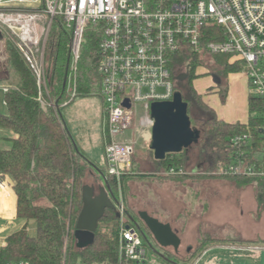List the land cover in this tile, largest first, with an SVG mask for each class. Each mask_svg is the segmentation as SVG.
<instances>
[{"label": "trees", "instance_id": "1", "mask_svg": "<svg viewBox=\"0 0 264 264\" xmlns=\"http://www.w3.org/2000/svg\"><path fill=\"white\" fill-rule=\"evenodd\" d=\"M101 39L102 33L96 27H89L84 35L74 81L77 91L74 98L73 91L68 89L72 65V32L63 26L61 19L54 20L47 40V66L41 86L15 42L7 43V62L5 65L0 64V83H5L8 88L4 97L7 113H0V142L4 145L0 147V176L12 181L17 217L26 223L21 230L6 239V246L0 251L2 261L23 260L31 264H125L119 257L120 221L112 225V221L117 218L116 212L112 210H107L101 219L93 245L85 249L77 247L75 232L83 209V188L87 185L96 188L103 185L107 168L101 169L80 150L62 116L64 105H69L76 98L99 96L102 80L98 73ZM202 66L209 75L221 79L224 85L230 74L241 73L243 70L241 63H229L228 56H212L206 51L195 53L187 48L173 56V79L183 75L184 70L188 72L185 81H176V88L188 104L192 126L201 132V138L198 144L183 153L169 154L163 161L153 159L152 166L158 169L156 172H163L164 175L171 168L205 172L176 176L174 179L200 177L232 181L237 187L254 185L257 213H264V177H218L212 174L221 162H229L233 158L235 152L231 140L236 136H253L251 156L254 155L258 141L263 139L258 133L264 127V104L252 96L249 98L247 124L220 120L216 111L194 87V81L200 75L197 70ZM40 98L46 106H43ZM194 147L199 151L201 163L192 168L188 152ZM139 155L137 157L143 160V154ZM133 164H136V168L141 165L140 161ZM126 176L120 182L113 177L106 181L118 203L120 198L124 203ZM140 176L144 177L143 174ZM134 210L125 207L127 223L131 226L135 225L132 221L139 219ZM29 221L36 225L35 236L29 233ZM102 224L107 227L103 228ZM215 238L209 233H202L197 250L188 252L191 259L175 263L191 264L214 245L235 246V243H245L243 240L226 238L225 241H218ZM258 243L264 244V239Z\"/></svg>", "mask_w": 264, "mask_h": 264}, {"label": "built area", "instance_id": "2", "mask_svg": "<svg viewBox=\"0 0 264 264\" xmlns=\"http://www.w3.org/2000/svg\"><path fill=\"white\" fill-rule=\"evenodd\" d=\"M57 18L72 32L73 74L78 71L88 28L96 27L102 33L98 66L102 80L98 94L104 108L106 181L113 177L120 182L132 173L139 141H151L152 104L172 101L178 91L172 76V58L187 48L195 53L228 56L231 64L241 63L252 97L264 104V0H0V45L7 35L16 38L15 44L40 86L45 71L36 51L44 36L45 45ZM44 23L47 26L39 36ZM44 55L45 52L43 58ZM76 94L75 87L74 97ZM40 100L43 106L47 105ZM127 101L130 108L125 106ZM258 134L263 139L258 141L253 156V136L234 137L233 158L221 162L212 174L264 177V127ZM192 173L205 172H188L183 168L165 172L169 176ZM12 186L0 176V219L11 212L4 203L8 195L3 194L10 193ZM117 212L120 260L125 264L149 263L140 230L127 223L122 198ZM0 264L31 263L0 260Z\"/></svg>", "mask_w": 264, "mask_h": 264}, {"label": "rangeland", "instance_id": "3", "mask_svg": "<svg viewBox=\"0 0 264 264\" xmlns=\"http://www.w3.org/2000/svg\"><path fill=\"white\" fill-rule=\"evenodd\" d=\"M45 25L46 23L42 24L41 31L38 33L39 36H41ZM49 35L50 31L47 40ZM44 37L41 39V48L36 51L43 71L47 66L45 55L43 58L47 44V40L45 45L43 43L45 42ZM5 39L4 44L0 45V64L2 65H5L8 59L7 43L9 41L16 43L14 36L7 35ZM204 66L206 67V65ZM205 67L202 66L197 70V74L200 75L194 81V87L199 92H206L213 88L212 83L217 79V77L209 75L205 70L207 67ZM241 74L244 73L241 72ZM183 75L188 76V72L184 70ZM76 76L77 74H73L71 71L68 89L73 92ZM246 78V75H242L235 80H230L231 90L233 88L234 94L237 93L238 95H233L226 102L221 100L219 93L214 97L221 103L218 108H215L219 119L227 122L241 121L245 123L248 121L247 100L252 94L249 84L248 86L245 84ZM218 81L220 82L217 84L218 86H224V92L226 86L222 85L221 79L218 78ZM6 86L5 83H0L1 114L7 113L4 103V87ZM213 92L218 91L214 89ZM72 98H74L73 93ZM62 116L80 150L97 163L101 169L106 168L103 139L104 108L101 97L98 95L78 97L69 105H64ZM2 144L0 142V147L4 146ZM149 144L150 141L143 140L138 143L136 149L138 154L135 153L133 162L140 161L141 165L136 168V164H132L133 171L126 176L123 204L127 209H135V213L145 211L151 216L157 217L159 221L170 224L181 238L182 243L178 251L172 247L163 249L157 246L156 249L174 263L181 260L185 261L187 258L191 259L189 251L195 252L197 250L202 233H209L212 237L216 236L215 240L218 241H225L227 238L233 241L243 240L245 243H235V246L228 247L215 246L217 248L206 251L191 264H264V244L258 243L264 239V213H259V211L257 213L254 185L237 187L235 183L228 180L200 177L174 179L176 176H166L163 172H156L158 169L152 166L155 158L149 149ZM139 154H143V160L137 157ZM188 158L192 168L201 163L199 151L195 147L188 152ZM140 174H143L144 177ZM119 221V218H116L112 221V225L119 223ZM25 223L21 219H14L11 224L8 220H0V250L6 238L19 231ZM102 227H107V225L102 224ZM27 228L30 234H36L37 229L33 221L27 223ZM143 241L150 260L146 264H170L156 254L144 239ZM181 264L189 263L182 262Z\"/></svg>", "mask_w": 264, "mask_h": 264}, {"label": "water", "instance_id": "4", "mask_svg": "<svg viewBox=\"0 0 264 264\" xmlns=\"http://www.w3.org/2000/svg\"><path fill=\"white\" fill-rule=\"evenodd\" d=\"M187 77V75H180L175 80L183 82ZM214 82L220 84L218 78ZM125 106L130 108L128 101ZM151 117L154 120V125L149 149L153 152L155 160L163 161L169 154L183 153L199 143L201 132L192 126L188 104L184 101L180 91L175 93L172 101L153 103ZM118 204V200L106 180H104L103 185L97 188L90 185L83 188V209L79 215L75 232L79 249H85L93 245L99 223L107 210L116 212L117 218H120V214L117 212ZM139 215L159 247H172L176 251L179 250L182 243L181 238L170 224L159 221L145 211ZM134 224L140 230L138 224L136 222ZM141 234L146 244L156 254L167 262H172L156 249V246L147 235L142 232Z\"/></svg>", "mask_w": 264, "mask_h": 264}, {"label": "crops", "instance_id": "5", "mask_svg": "<svg viewBox=\"0 0 264 264\" xmlns=\"http://www.w3.org/2000/svg\"><path fill=\"white\" fill-rule=\"evenodd\" d=\"M242 75H245V74H241V73H235V74H230L229 75V77H228V79H227V84H225V86H226V92L224 93L223 92V87L224 86H218L214 81H213V83H212V86H214L213 88H211V89H208L206 92H199L198 91V93L199 94H201L202 96H203V98H204V101L209 105V106H211L214 110H215V108H218L220 105H221V103H219V101L217 100V99H215L214 97L219 93L220 95H221V100L223 101V102H226L230 97H233V95H238L237 93L236 94H234V89L232 88V90H231V84H230V80H235V79H237V78H239V77H241ZM247 79V78H246ZM245 79V84L248 86V80H246ZM222 85H224V84H222ZM218 87V88H217ZM246 87V86H245ZM5 88L6 87H4V91H5ZM217 90L218 92H213V90ZM6 92V91H5ZM211 95H212V98H211ZM240 97V96H239ZM247 106H248V111H249V98H248V100H247ZM216 111V110H215ZM217 113V112H216ZM217 116H218V114H217ZM219 118V117H218ZM249 119V118H248ZM220 120H222V119H220ZM222 121H225V120H222ZM225 122H227V121H225ZM228 123H241V124H247L248 123V121L247 122H245V123H242L241 121H235V122H228ZM11 135H13V134H11ZM105 160H106V158H105ZM7 180H8V182H10L11 184H12V181L10 180V179H8L7 178ZM10 194V195H9ZM3 195H8L7 197H6V200H4V203H6V207H7V209L9 210V211H11V208H12V211L9 213V216L8 217H6V218H2V219H0V220H8V222H9V224H11V221H13L14 219H19L18 217H17V213H16V199H15V196H14V194H13V191H10V193H8V192H6V193H4ZM14 200V201H13ZM14 202V203H13ZM14 209V210H13ZM23 227H24V225H23ZM22 227V228H23ZM21 228V229H22ZM20 229V230H21ZM36 233H37V231H36ZM32 235V234H31ZM36 234H33L32 236H35ZM9 237V236H8ZM7 237V238H8ZM6 238V239H7ZM6 246V240L4 241V243L2 244V248H4ZM215 246H217V247H228V246H232V245H214V246H211V247H209V248H207L203 253H205L206 251H208V250H210V249H212V248H217V247H215ZM239 247H241V248H244L245 246H239ZM1 248V249H2ZM1 251V250H0ZM202 253V254H203ZM201 254V255H202ZM200 255V256H201Z\"/></svg>", "mask_w": 264, "mask_h": 264}, {"label": "flooded vegetation", "instance_id": "6", "mask_svg": "<svg viewBox=\"0 0 264 264\" xmlns=\"http://www.w3.org/2000/svg\"><path fill=\"white\" fill-rule=\"evenodd\" d=\"M141 212H144V211H140V212H138V215H139ZM152 217H153V216H152ZM154 218H155V217H154ZM134 220H135V219H134ZM158 220H159V219H158ZM135 222L138 224V226H139L141 232H142L143 234L147 235L148 238H149V239L153 242V244L157 247V246H158L157 243L155 242L153 236L151 235V233H150V231L148 230V228H147V226L145 225V223L141 220L140 215H139V219L136 218ZM159 248H161V247H159ZM163 249H164V248H163Z\"/></svg>", "mask_w": 264, "mask_h": 264}]
</instances>
